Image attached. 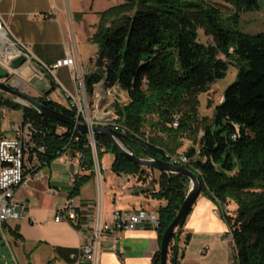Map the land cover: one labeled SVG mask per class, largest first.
Returning <instances> with one entry per match:
<instances>
[{
	"label": "trees",
	"instance_id": "trees-1",
	"mask_svg": "<svg viewBox=\"0 0 264 264\" xmlns=\"http://www.w3.org/2000/svg\"><path fill=\"white\" fill-rule=\"evenodd\" d=\"M213 1L125 0L102 13L103 24L94 38L100 72L87 78L86 89L104 81L106 89L115 90L114 125L132 140L130 147L138 157H144L143 149L150 158L163 161L182 153L189 159L186 168L200 181V195L222 208L235 203L236 210L223 212L222 218L233 235L238 264H264V31L250 34L240 29L244 15L260 11L261 0ZM201 32L212 40L202 43ZM230 65L237 69L235 82L212 117L200 118L199 96L225 79ZM6 95L0 91V105L21 111L32 140L45 150L39 154L40 164L50 165L64 154L79 157L85 174L74 180L73 199L95 178L88 135ZM48 96L38 101L76 118L74 108ZM176 120L178 127L173 126ZM94 140L99 163L101 154H113V173L150 178L153 171L129 162L108 138L95 135ZM185 140L191 146L182 150ZM156 184L152 197L166 202L158 210L161 247L190 182L160 174ZM185 222L172 237L169 264H180L185 255L190 241L184 234ZM151 264H160V249Z\"/></svg>",
	"mask_w": 264,
	"mask_h": 264
},
{
	"label": "crops",
	"instance_id": "crops-1",
	"mask_svg": "<svg viewBox=\"0 0 264 264\" xmlns=\"http://www.w3.org/2000/svg\"><path fill=\"white\" fill-rule=\"evenodd\" d=\"M0 14L12 38L28 46L34 57L17 71V83L25 93L35 98L49 94V100L64 107L71 103L66 98L67 93L79 102L96 101V94L102 93L105 87L99 83L89 92L86 89L87 78L100 71L88 62L79 46L69 0H0ZM70 52L77 55L86 97L69 68L61 67L52 73L45 68H52ZM19 113L17 117L15 110L0 105V142L16 136L14 127L22 123V112ZM37 169L44 179L27 181L15 191L16 201L24 205L26 211L25 218L10 222L7 229L17 264H67L71 253L88 242L89 233L84 226L95 216L98 204H101L102 217L108 223L116 210L158 212L166 204L152 197L158 190L159 172L153 171L150 178L142 180L112 172L108 175L106 189L100 169L101 179L96 174L77 196L70 199L75 178L85 174L78 156L64 154L50 165L39 164ZM68 203H72L76 211V221L72 224L56 222L57 210ZM236 207L231 202L230 212ZM222 215L223 208L219 204L199 196L185 222L184 234L190 236V241L180 264H238L233 235ZM159 249L157 229L140 227L122 232L118 241L104 239L97 264H151Z\"/></svg>",
	"mask_w": 264,
	"mask_h": 264
},
{
	"label": "built area",
	"instance_id": "built-area-1",
	"mask_svg": "<svg viewBox=\"0 0 264 264\" xmlns=\"http://www.w3.org/2000/svg\"><path fill=\"white\" fill-rule=\"evenodd\" d=\"M77 45L75 48L77 50ZM20 56H24L26 60H33V55L28 46L12 38L9 28L0 14V65L9 68V63ZM61 67L69 68L74 79L79 83L81 92L86 97V89L81 74V67L78 62L77 55L70 52L69 55L52 68L45 66L46 70L52 73ZM104 82V81H102ZM66 98L71 100L70 107L76 110V118L81 123H87L90 127H112L116 131L124 134L118 127L114 125V114L110 111L101 119L91 116L89 109L90 102L86 99L84 102L76 101L74 97L66 94ZM174 127H178V121H174ZM75 130V129H74ZM12 139L4 138L0 142V264H17L10 249L8 242V225L13 221H20L26 217L25 206L16 201L15 191L18 187L27 181H42L44 175L38 171L40 164L39 154L44 153V148L35 144L30 136V125H21L14 127ZM89 143L94 154L96 153V143L92 134L88 135ZM79 158V157H78ZM95 175L100 171V163L95 157ZM166 162L175 167L186 168L189 159L182 153L175 155H167ZM98 165V167H97ZM217 213V211H215ZM223 212H229L228 206L223 207ZM77 214L72 205L68 203L59 208L55 215L56 222L74 223ZM111 222H106L102 217L101 204L96 207V213L93 219L84 226L85 231L89 233L88 242L80 246L75 252L69 256L67 264H97L102 251L103 241L110 238L114 241L121 239V233L128 230H135L142 227H150L158 229L160 225V217L158 212H148L141 209L136 212H125L116 210L112 214ZM7 249L10 256L3 254V250ZM50 264H60L53 262Z\"/></svg>",
	"mask_w": 264,
	"mask_h": 264
},
{
	"label": "rangeland",
	"instance_id": "rangeland-1",
	"mask_svg": "<svg viewBox=\"0 0 264 264\" xmlns=\"http://www.w3.org/2000/svg\"><path fill=\"white\" fill-rule=\"evenodd\" d=\"M73 14L75 18V27L77 29V38L79 46L83 49L85 55L88 57V62L96 67V56L99 52V44L94 41V38L102 26L101 14L109 9L124 4L125 0H69ZM216 4H223L221 1H213ZM75 11V12H74ZM240 29L243 32L256 34L264 31V0L260 1V11L250 12L242 17V23ZM212 39L200 33V41L202 43H208ZM103 77V73H101ZM237 77V69L234 66H229L227 76L225 79L212 85L208 92L199 96V117L203 119H210L213 115L215 107L221 103L223 95L227 88L232 85ZM102 82V81H101ZM100 82V83H101ZM110 94H109V92ZM115 90L102 89V93L96 94V101L94 99L90 103L91 116L101 119L111 110L112 103L116 100ZM7 98L16 100V98L6 95ZM122 97L125 98L123 94ZM17 117H19V111ZM21 112V111H20ZM149 134H153L150 130H147ZM191 144L185 140V145L182 150H186ZM97 157V154H94ZM114 162V156L111 152L101 154L100 168L103 174V185L107 189L108 187V175L112 174V164ZM99 164V161H97ZM98 167V165H97ZM99 168V167H98ZM98 177L100 178V171L98 169ZM106 181V182H105ZM106 192V191H105ZM8 240L11 241L10 237ZM3 254L9 257L7 249L3 250Z\"/></svg>",
	"mask_w": 264,
	"mask_h": 264
},
{
	"label": "water",
	"instance_id": "water-1",
	"mask_svg": "<svg viewBox=\"0 0 264 264\" xmlns=\"http://www.w3.org/2000/svg\"><path fill=\"white\" fill-rule=\"evenodd\" d=\"M26 62V58L20 56L9 63V68L0 65V91L16 98L15 102L17 104L33 108L40 115L69 126L83 134H92L93 136L102 135L108 138L117 152L131 163L154 172H159L160 174L182 177L189 180V191L180 206L177 216L166 229L161 240L160 264H169V248L172 237L179 226L187 219L201 194L202 186L197 175L188 168L175 167L166 161L150 158L146 155L145 149L142 151L144 157L140 158L130 147L132 140L125 134L116 131L112 127H90L87 123H81L79 118H70L61 112L50 109L39 102L38 98L28 95L17 83V71H19ZM100 85L105 87L104 82H101ZM140 148L142 147L140 146Z\"/></svg>",
	"mask_w": 264,
	"mask_h": 264
}]
</instances>
